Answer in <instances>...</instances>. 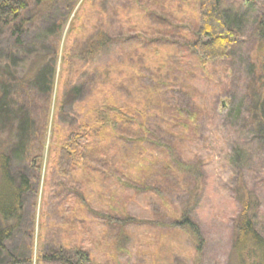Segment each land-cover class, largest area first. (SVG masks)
<instances>
[{
	"label": "rangeland",
	"instance_id": "obj_1",
	"mask_svg": "<svg viewBox=\"0 0 264 264\" xmlns=\"http://www.w3.org/2000/svg\"><path fill=\"white\" fill-rule=\"evenodd\" d=\"M220 9L239 38L216 62L187 47L199 26L198 0H54L24 14L19 41L0 28L8 105L31 63L54 66L46 115L33 123L29 146L40 150L39 172L30 168L32 156L13 151L25 116L15 108L0 118L12 181L21 174L30 187L10 220L0 264H58L38 258L77 249L88 264H236L233 230L244 194L264 238V139L248 124L264 93L257 36L264 0H221ZM99 31L108 44L92 60L75 56ZM103 105L126 110L131 122L105 131L88 145L81 168L61 176L65 136ZM168 157L197 171L172 176ZM8 196L0 183V204ZM183 210L199 228V251L193 236L173 226Z\"/></svg>",
	"mask_w": 264,
	"mask_h": 264
},
{
	"label": "trees",
	"instance_id": "obj_2",
	"mask_svg": "<svg viewBox=\"0 0 264 264\" xmlns=\"http://www.w3.org/2000/svg\"><path fill=\"white\" fill-rule=\"evenodd\" d=\"M54 0H0V28L9 29L11 34L19 41V34L24 26V14L33 6L38 11L51 5ZM221 0H198L199 26L195 32V39L190 42L188 50L197 58L204 62H216L228 57L230 51L238 41V33L232 28L225 14L220 9ZM59 27L55 33L58 32ZM259 51H264V28L262 25L258 28ZM110 41L102 31L94 34L86 43L85 49H80L75 56L82 57L89 61L94 58ZM43 59V58H42ZM67 59H70L68 56ZM28 67L24 77L19 84V89L12 97V104L6 103L7 95L5 86L7 79H0V118L7 117L17 108V112L25 116V122L22 119L19 129H17V145L13 149L18 155L32 156L30 168L35 171L40 170L38 162L40 160V150L38 153H32L29 150L30 143L33 144L36 138L33 130V123L40 118V115H46L45 104L49 105L50 96L53 88L54 66L43 64L40 58L36 59ZM69 87V86H68ZM67 87V88H68ZM38 100L40 105L35 108L34 101ZM63 103L61 102L58 112H61ZM254 109L250 110L248 124L258 135L264 139V93L257 99ZM9 109V111L7 110ZM37 112V115L34 112ZM90 119L80 123L75 131L69 132L60 148L56 170L64 177L77 172L86 157L88 145L101 138L105 131L115 132L120 124L130 123L129 115L126 110L103 105L93 108L89 111ZM44 126V121H43ZM23 130H26L24 133ZM22 134H25L23 137ZM26 138V140H25ZM42 147V143L39 144ZM40 148V147H39ZM174 160V159H173ZM170 157L166 158L164 170L166 172L181 175L194 174L197 169L191 165L183 164L177 160L173 161ZM9 156L0 150V183L5 184L9 196L5 203L0 204V251L5 250L6 242L9 240L14 226L10 221L17 216L20 209L21 196L29 191V180L24 175H19L17 184L12 181V176L8 170ZM174 163V165H173ZM197 168V166H196ZM183 177V176H182ZM241 210L234 222V242L233 251L236 264H264V238L255 229L250 212V203L248 196L243 195L240 201ZM125 221H133L131 218ZM173 226L184 229L193 236L199 251L202 244V238L198 226L193 223L186 215L185 210L181 211L175 217ZM31 252V251H30ZM42 262H55L58 264H88L89 255L87 252L77 249L74 254L54 251L51 255H40ZM30 263V257L23 260Z\"/></svg>",
	"mask_w": 264,
	"mask_h": 264
}]
</instances>
